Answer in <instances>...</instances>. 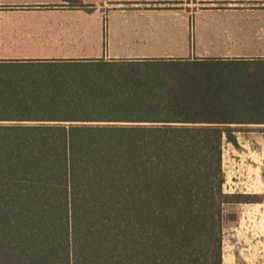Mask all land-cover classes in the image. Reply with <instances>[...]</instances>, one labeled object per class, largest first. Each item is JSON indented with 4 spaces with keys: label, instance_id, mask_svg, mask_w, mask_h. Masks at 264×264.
I'll list each match as a JSON object with an SVG mask.
<instances>
[{
    "label": "trees",
    "instance_id": "16d2710c",
    "mask_svg": "<svg viewBox=\"0 0 264 264\" xmlns=\"http://www.w3.org/2000/svg\"><path fill=\"white\" fill-rule=\"evenodd\" d=\"M256 124L264 58L0 61V264H224Z\"/></svg>",
    "mask_w": 264,
    "mask_h": 264
},
{
    "label": "rangeland",
    "instance_id": "374dc122",
    "mask_svg": "<svg viewBox=\"0 0 264 264\" xmlns=\"http://www.w3.org/2000/svg\"><path fill=\"white\" fill-rule=\"evenodd\" d=\"M144 1L121 5L102 0L96 9L87 5L85 15L80 17L56 14L27 21L29 26L38 27L37 34L17 36L9 53L17 57L12 60L23 62H192L258 60L264 56V51L253 50L255 37L244 34L253 28L252 13L207 12L202 3L192 13L187 6L163 10L158 3L146 5ZM243 158L234 148L223 150L225 184L231 181L234 194L243 190ZM246 164L250 165L248 160ZM229 212L236 213L237 220L225 226L224 264H264V206L237 205Z\"/></svg>",
    "mask_w": 264,
    "mask_h": 264
},
{
    "label": "crops",
    "instance_id": "0c3cea01",
    "mask_svg": "<svg viewBox=\"0 0 264 264\" xmlns=\"http://www.w3.org/2000/svg\"><path fill=\"white\" fill-rule=\"evenodd\" d=\"M79 1L84 5H95L94 8L96 9V5L102 0ZM105 1L109 3L114 1V3L124 5L132 0ZM144 3L146 5L158 3L163 10H169L175 6H187L191 13L201 3V7L207 8V12L225 10L226 13H252L253 28L245 31L244 34L255 37L251 44L253 50L264 51V0H167L159 2L146 0ZM0 5V61H16L12 60L17 59V57L9 53L11 50L9 47L17 41V36L37 34L38 27L29 26L27 21L47 18L56 14H74L76 17H80L86 13L85 9L73 7L65 0H0ZM237 140L238 148L230 143L224 144V151L226 148H234L242 153L244 162L248 160L250 163L248 174H245L243 181L240 182L243 190L237 194L264 197V124L242 126L240 132L237 133ZM229 183L231 181L228 179L224 190L227 194H234L228 190ZM245 206L263 207L264 203Z\"/></svg>",
    "mask_w": 264,
    "mask_h": 264
},
{
    "label": "built area",
    "instance_id": "2783aa9c",
    "mask_svg": "<svg viewBox=\"0 0 264 264\" xmlns=\"http://www.w3.org/2000/svg\"><path fill=\"white\" fill-rule=\"evenodd\" d=\"M224 150V149H223ZM248 167L249 165L246 164V162L242 161V170H243V174L241 175L242 178H244L245 174L247 175L248 174ZM239 186L236 185V188H238ZM234 187H232V185H228V190L231 191Z\"/></svg>",
    "mask_w": 264,
    "mask_h": 264
}]
</instances>
